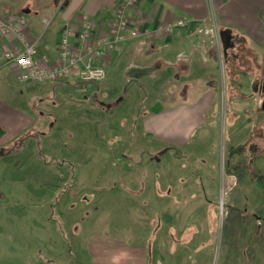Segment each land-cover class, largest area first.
Masks as SVG:
<instances>
[{
  "label": "rangeland",
  "instance_id": "374dc122",
  "mask_svg": "<svg viewBox=\"0 0 264 264\" xmlns=\"http://www.w3.org/2000/svg\"><path fill=\"white\" fill-rule=\"evenodd\" d=\"M25 2L0 0V11ZM126 60L101 82L52 86L43 101L52 110L45 134L0 161V264H91L87 243L116 252L108 258L114 264L145 243L150 264H264V181L250 165L264 144L245 130L251 118L230 133L241 113L234 109L245 103L230 101L232 58L218 61L221 95L209 124L183 150L158 143L141 124L181 83L157 80L147 62ZM30 93L26 87L23 98ZM245 137L252 139L241 143ZM193 143L203 149L198 159ZM117 240H139L141 249L137 241L117 247Z\"/></svg>",
  "mask_w": 264,
  "mask_h": 264
},
{
  "label": "crops",
  "instance_id": "0c3cea01",
  "mask_svg": "<svg viewBox=\"0 0 264 264\" xmlns=\"http://www.w3.org/2000/svg\"><path fill=\"white\" fill-rule=\"evenodd\" d=\"M123 1L26 0L21 10L22 4L16 5L14 9L12 6H5L1 8L0 19L11 22L14 30L8 34H0V54L14 46H21L25 39L36 43L42 58L47 56L54 60L66 24H71L77 31L81 16L88 14L96 23L95 36L102 37L108 30V20ZM128 15L131 21L140 26L143 34L122 46L120 51L106 57L107 75L109 76L112 66H119L121 61L127 59L126 61L136 63L147 62L148 75L154 74L157 80L168 76L167 83L169 79L174 84L176 81L181 83L168 91L167 98H171L169 103L158 102L160 108L156 112L144 114L141 124L146 135H152L158 143L172 145L174 150V146L176 150H183L192 144L190 140L194 134L209 124L208 117L221 95L223 82L221 83L218 73V61L222 64L223 52L233 62L229 66V77L232 78L235 89L232 90L234 98L230 101L234 102V106L237 102L241 104L245 101L240 105L241 108L234 109L241 113H237L232 127L229 126L230 133H233L232 128L239 120L251 118L253 121L245 130L250 128L251 137L255 135L258 140V147L264 144V125L261 122L264 120V113H259L262 112L264 101V0H141L137 8L128 9ZM44 18L53 19L49 27H46ZM178 19H188L192 23L187 28H176L171 33L158 30L159 25ZM213 22L217 23L220 34L224 31L230 35L231 46L227 49V54L222 37V52L218 46L201 40L198 28L202 24L210 25ZM76 38H72L74 44ZM18 72L17 67L0 62V127L5 130L0 139V161L4 160L9 151L16 153L31 148L30 142L34 139L32 135L45 134L43 128L47 123L45 119H48L45 116L52 110L43 101L52 97V86L63 87L70 83L78 88L81 83L76 75L63 81L21 82L18 80ZM19 83L25 84L24 89H29V98H23L24 89L18 87ZM183 85L185 86L181 88ZM250 95L252 98H249ZM173 96L175 101H172ZM179 97L186 99V102L179 104ZM37 98H41L40 106H35ZM245 139L249 141L252 138L245 137L241 143ZM19 143L22 148L18 146ZM193 144L198 151L200 143ZM202 151L194 152L197 159ZM261 152L264 153V148ZM189 164L193 168V163ZM250 165L253 169L252 177L264 181V155L255 157ZM228 179L232 183L235 180L234 174L230 173ZM242 195L243 192L236 193V197L240 199ZM206 197L207 201L210 197ZM260 198L264 200V194ZM211 201L210 199V204ZM100 240L104 245L110 243L107 238ZM118 241L121 240H117V247L133 246L137 241L141 249L139 240L129 242L130 245ZM86 246V255L91 264H114V261H108V258L116 254L112 249L105 250L104 246L95 248L91 243ZM126 258L128 259L122 264H150L147 243L141 251ZM157 264H161V261Z\"/></svg>",
  "mask_w": 264,
  "mask_h": 264
},
{
  "label": "built area",
  "instance_id": "2783aa9c",
  "mask_svg": "<svg viewBox=\"0 0 264 264\" xmlns=\"http://www.w3.org/2000/svg\"><path fill=\"white\" fill-rule=\"evenodd\" d=\"M141 0H124L108 20V30L104 36H95L96 23L88 14L81 16L79 30L66 24L58 45L54 60L41 57L36 43L22 40L21 46L0 54V62L18 68V80L21 82H46L69 79L76 75L80 82H101L107 77L108 61L106 57L121 50L122 46L143 34L140 26L129 19L128 9L137 8ZM46 27L52 24V18L43 19ZM192 23L188 19H178L159 25L158 30L171 33L176 28H187ZM14 30L11 22L0 19V34ZM201 40L218 46L222 52L220 29L216 22L198 28ZM76 36V42L72 38ZM221 58L224 60L222 52ZM98 61L100 63H98Z\"/></svg>",
  "mask_w": 264,
  "mask_h": 264
},
{
  "label": "water",
  "instance_id": "95a60500",
  "mask_svg": "<svg viewBox=\"0 0 264 264\" xmlns=\"http://www.w3.org/2000/svg\"><path fill=\"white\" fill-rule=\"evenodd\" d=\"M221 37H222V40H223V45H224V48H225V52L227 54V49L231 46V43H230V35L227 33V32H221ZM122 98L119 100L121 101Z\"/></svg>",
  "mask_w": 264,
  "mask_h": 264
},
{
  "label": "trees",
  "instance_id": "16d2710c",
  "mask_svg": "<svg viewBox=\"0 0 264 264\" xmlns=\"http://www.w3.org/2000/svg\"><path fill=\"white\" fill-rule=\"evenodd\" d=\"M4 134H5V130L2 127H0V139L4 136Z\"/></svg>",
  "mask_w": 264,
  "mask_h": 264
},
{
  "label": "flooded vegetation",
  "instance_id": "af4514ba",
  "mask_svg": "<svg viewBox=\"0 0 264 264\" xmlns=\"http://www.w3.org/2000/svg\"><path fill=\"white\" fill-rule=\"evenodd\" d=\"M263 108H264V101H263Z\"/></svg>",
  "mask_w": 264,
  "mask_h": 264
}]
</instances>
